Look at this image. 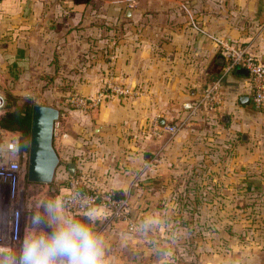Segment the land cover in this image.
Instances as JSON below:
<instances>
[{"label": "crops", "instance_id": "crops-1", "mask_svg": "<svg viewBox=\"0 0 264 264\" xmlns=\"http://www.w3.org/2000/svg\"><path fill=\"white\" fill-rule=\"evenodd\" d=\"M219 40L264 64V0H0V97L52 98L39 104L65 123L54 131L55 180L31 182L29 201L65 198L73 178L122 193L134 230L92 209L108 264H264V113L249 75L228 73L222 105L173 138L155 134L185 119L183 104L224 71ZM111 67L140 93L109 95L97 116L75 107L73 95L96 96ZM0 141V160L26 157L1 128ZM210 225L212 236L196 235Z\"/></svg>", "mask_w": 264, "mask_h": 264}, {"label": "built area", "instance_id": "built-area-1", "mask_svg": "<svg viewBox=\"0 0 264 264\" xmlns=\"http://www.w3.org/2000/svg\"><path fill=\"white\" fill-rule=\"evenodd\" d=\"M218 43L227 58L224 71L215 80L207 84L197 98L183 104V109L186 111L185 119L177 123L167 124L162 130L156 128L155 134L160 136L164 131L169 134L170 138H173L187 123V119L197 117L202 111H216L224 102V80L226 75L238 68H245L249 71L253 103L258 110L264 113V64L248 52L245 47L232 46L226 40H219ZM139 93V91L120 83L111 67L107 72L102 89L96 96L86 97L81 94H75L72 97V103L75 107L82 110H92L102 105L109 95L128 98L137 96ZM4 105L5 100L0 97V108H3ZM57 125L63 130L65 123L58 120L55 126ZM63 135H67V133L64 132ZM8 148L17 151L18 143L11 142ZM3 151L4 144L0 141V154ZM6 169L16 173L20 169L18 159L10 160L5 165L0 160V171ZM64 199L67 208L77 215L102 205L106 209L108 222L112 219H123L129 223L130 229L134 230L136 228V223L131 217V208L128 200H117L116 193L113 191L89 190L83 187L79 179L73 178L69 181V191Z\"/></svg>", "mask_w": 264, "mask_h": 264}, {"label": "clouds", "instance_id": "clouds-1", "mask_svg": "<svg viewBox=\"0 0 264 264\" xmlns=\"http://www.w3.org/2000/svg\"><path fill=\"white\" fill-rule=\"evenodd\" d=\"M26 210L20 244L0 243V264H108L104 238L95 229L94 210L77 215L60 195L33 199Z\"/></svg>", "mask_w": 264, "mask_h": 264}, {"label": "rangeland", "instance_id": "rangeland-1", "mask_svg": "<svg viewBox=\"0 0 264 264\" xmlns=\"http://www.w3.org/2000/svg\"><path fill=\"white\" fill-rule=\"evenodd\" d=\"M25 88V85L23 86ZM20 98L17 97L16 103L23 106L24 103H20ZM41 103H56V100L48 98V100H40ZM40 105V104H39ZM31 137V136H30ZM30 145V140H29ZM23 159L19 157L20 169L16 173H12L10 170L0 171V195H1V210H0V243H5L13 247H18L20 244V237L23 234L25 227L27 210L26 207L29 201L30 189L29 180L27 176L28 169V156L29 152ZM5 165V161L2 160ZM61 171H58L60 174ZM59 176V175H58ZM39 190L35 189V192ZM40 192V191H39ZM228 216V215H227ZM187 220V219H184ZM215 220V219H213ZM214 226L210 225L208 230L195 229V233L198 237L203 235L212 236L215 231ZM211 229V230H210ZM3 230V231H2ZM213 231V232H212ZM217 231V230H216ZM232 228L228 229V235H231ZM234 234V232H233ZM248 236V234L246 235ZM13 241V243H11ZM251 261H242L239 264H250Z\"/></svg>", "mask_w": 264, "mask_h": 264}, {"label": "water", "instance_id": "water-1", "mask_svg": "<svg viewBox=\"0 0 264 264\" xmlns=\"http://www.w3.org/2000/svg\"><path fill=\"white\" fill-rule=\"evenodd\" d=\"M239 72L249 75L245 68H239ZM99 109L95 108L93 113L97 116ZM60 110L51 105H35L32 112V127L28 156V180L33 183H45V177L52 184L55 180L57 169L60 165V157L54 147V131L56 121L60 118ZM96 130L99 126L95 127ZM246 140L247 136L244 135ZM68 170L75 175L76 164L70 163ZM117 200H123L122 193L116 194Z\"/></svg>", "mask_w": 264, "mask_h": 264}, {"label": "trees", "instance_id": "trees-1", "mask_svg": "<svg viewBox=\"0 0 264 264\" xmlns=\"http://www.w3.org/2000/svg\"><path fill=\"white\" fill-rule=\"evenodd\" d=\"M16 100L17 96L13 93L9 91L5 93L4 108H6V112L0 120V128L7 132L12 141H18L20 154L27 155L31 136L32 112L34 106L39 105V102L29 98L25 100L23 106H20ZM66 185L68 186V183Z\"/></svg>", "mask_w": 264, "mask_h": 264}]
</instances>
